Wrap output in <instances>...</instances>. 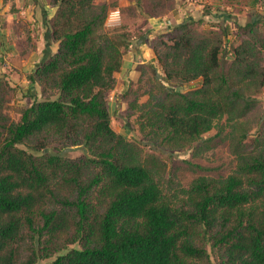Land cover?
<instances>
[{
    "label": "trees",
    "instance_id": "trees-1",
    "mask_svg": "<svg viewBox=\"0 0 264 264\" xmlns=\"http://www.w3.org/2000/svg\"><path fill=\"white\" fill-rule=\"evenodd\" d=\"M48 4L57 49L28 74L40 96L15 120V88L0 76V264H264V15L236 24L229 50L227 29L201 20L156 35L162 81L152 74L146 101L129 103L141 139L127 140L109 94L130 32L106 31L107 0ZM222 119L228 130L203 139ZM215 139L232 173L187 188L164 180L161 153L194 157Z\"/></svg>",
    "mask_w": 264,
    "mask_h": 264
},
{
    "label": "crops",
    "instance_id": "crops-1",
    "mask_svg": "<svg viewBox=\"0 0 264 264\" xmlns=\"http://www.w3.org/2000/svg\"><path fill=\"white\" fill-rule=\"evenodd\" d=\"M4 1L0 0V76L15 88L13 96L22 109L29 104L27 101L31 103L40 96L39 87L28 81V74L57 49L48 23L54 9L48 0H9V5ZM161 1L165 4L163 9L155 0H140L138 4L135 0H107L113 7L111 10L118 9L120 14L133 8L139 16L137 26L144 31L131 36L121 70L115 74L116 84L109 95H122L130 82L160 73L155 54L149 47L156 35L197 18L205 28L225 27L228 44L232 45L236 24L244 25L255 16L264 15V0ZM123 25H127L129 32L136 28L132 23Z\"/></svg>",
    "mask_w": 264,
    "mask_h": 264
},
{
    "label": "rangeland",
    "instance_id": "rangeland-1",
    "mask_svg": "<svg viewBox=\"0 0 264 264\" xmlns=\"http://www.w3.org/2000/svg\"><path fill=\"white\" fill-rule=\"evenodd\" d=\"M4 2L8 3L9 5V0H5ZM137 19H139L137 13L134 12L133 8H129L127 11H124L122 14H120V22L116 26H105V29L110 33L114 31L126 32L125 26L127 25L123 24L132 23L136 26V28H133L132 32H130L129 35H139L144 31H142V29L137 26V24L139 23ZM194 21H197V18ZM195 27H198L199 31H203V27L201 25H195ZM228 42L229 41H227L226 45L227 50H229L231 46V44H228ZM155 76L159 78L160 81H162L161 70L160 73H155ZM150 84L151 77L147 75L144 76V78L138 83L130 82L129 87L131 86V89L127 96L124 95L125 93L122 95L118 94V96L109 95L111 126L116 133H121L127 140L141 139V135L138 132L136 118L133 111L129 108V103L135 98H137L138 103L146 101V93L150 89ZM13 95L6 105V110L9 116L13 120H15L18 118L21 109L19 108L20 105L16 104V100L14 99ZM116 97H119L117 101L115 99ZM259 97L262 101V104L264 105V90ZM27 103L30 102L27 101ZM220 125H224V127H226L225 130H228L229 128L227 122H225V119H222L220 122L216 121L213 129L203 135V139L212 138L217 133ZM252 139L253 137L250 136L248 142H251ZM212 144L213 146L211 148L201 151V153L194 157L191 155L193 149L188 147L175 152L166 151L164 152V154L161 153L159 157L165 162L167 166L166 172L164 174V180L168 178L169 174L174 173V180H176L179 186H181L182 188H187L191 181L199 175L218 177L226 176L232 173L236 166V161L235 158L229 153L227 145L225 143L219 142V139H215ZM145 150L148 151L149 149L145 148ZM65 154L68 157L77 158L82 156L84 152L81 148H71L67 150ZM186 160L190 161L192 164L207 168L208 171L190 169L189 166L185 163ZM176 198L181 199V195L177 194ZM177 199L174 200L178 202ZM72 247H76V245L70 246V248ZM48 261H42L40 264H45Z\"/></svg>",
    "mask_w": 264,
    "mask_h": 264
},
{
    "label": "built area",
    "instance_id": "built-area-1",
    "mask_svg": "<svg viewBox=\"0 0 264 264\" xmlns=\"http://www.w3.org/2000/svg\"><path fill=\"white\" fill-rule=\"evenodd\" d=\"M119 22H120V11L118 9H113L108 14V17L105 22V26L114 27Z\"/></svg>",
    "mask_w": 264,
    "mask_h": 264
}]
</instances>
